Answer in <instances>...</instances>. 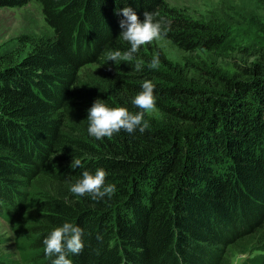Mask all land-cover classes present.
Instances as JSON below:
<instances>
[{"label":"trees","instance_id":"obj_1","mask_svg":"<svg viewBox=\"0 0 264 264\" xmlns=\"http://www.w3.org/2000/svg\"><path fill=\"white\" fill-rule=\"evenodd\" d=\"M31 2L50 31L0 53V216L19 250L10 258L0 240V264H51L43 240L66 222L82 229L72 264H264V45L230 76L187 61L200 76L181 79L155 41L130 62L105 59L129 47L119 36L124 7L141 20L153 13L163 38L186 52L221 46L166 0H0V9ZM154 55L165 68L150 67ZM146 80L160 124L145 114L143 133L89 136L96 99L135 113ZM101 168L116 186L111 199L69 191ZM28 210L33 225L18 224Z\"/></svg>","mask_w":264,"mask_h":264},{"label":"rangeland","instance_id":"obj_2","mask_svg":"<svg viewBox=\"0 0 264 264\" xmlns=\"http://www.w3.org/2000/svg\"><path fill=\"white\" fill-rule=\"evenodd\" d=\"M166 3L178 12V16L207 26L211 33L222 41L221 46L212 51L186 52L164 38L155 40L166 61L172 64L170 70L176 78H199L200 72L186 69L187 61L202 69H213L230 76L235 72L236 65L252 61L248 58L250 51L264 45V0H166ZM49 31L41 7L36 2L20 8L0 9V53L13 46L20 36L45 35ZM157 66L165 68L159 64ZM146 116V122L151 125L160 124L162 121V116L156 108ZM37 185L42 186V180L34 186ZM23 189L25 190V187ZM35 218L36 215L28 210L22 211L16 220L18 224H29ZM12 228L8 221L0 216L1 251L10 258H16L19 252L14 240L17 233ZM26 237H29V234L24 236ZM252 237L254 239V236ZM240 254L235 250L231 252L232 257Z\"/></svg>","mask_w":264,"mask_h":264},{"label":"clouds","instance_id":"obj_3","mask_svg":"<svg viewBox=\"0 0 264 264\" xmlns=\"http://www.w3.org/2000/svg\"><path fill=\"white\" fill-rule=\"evenodd\" d=\"M124 19L119 21L121 29L119 36L129 47L123 53L120 50L109 51L106 54V61L113 63L118 61H132L135 54L145 45L152 44L155 40L163 38L167 29L163 27V21L155 20L153 13L143 12V20L131 7H124L119 10ZM159 63L158 56L153 57L150 63L155 68ZM137 71L141 70V64L136 63ZM154 84L151 81H144L141 91L132 99V105L139 111L132 113L126 107H108L100 99H96L87 110L89 136L100 140L111 137L121 130L133 134L137 129L143 133L148 127L144 122V116L152 112L156 107L154 96ZM72 167H80L81 161L75 160ZM107 173L104 169H97L95 174L88 171L82 173V178L71 185L69 191L80 197L91 196L93 200H100L104 197H111L116 192L114 184H105ZM82 229L72 223H64L57 227L43 240L44 253L48 257L55 256L51 264H72L68 258L69 254L78 255L84 247L81 239ZM97 239H101L100 236Z\"/></svg>","mask_w":264,"mask_h":264}]
</instances>
